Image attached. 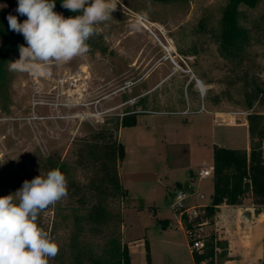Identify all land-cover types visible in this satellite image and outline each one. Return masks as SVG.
Wrapping results in <instances>:
<instances>
[{
    "label": "rangeland",
    "instance_id": "374dc122",
    "mask_svg": "<svg viewBox=\"0 0 264 264\" xmlns=\"http://www.w3.org/2000/svg\"><path fill=\"white\" fill-rule=\"evenodd\" d=\"M226 3L117 0L112 19L99 25L101 32L87 41L90 51L53 66L51 77L10 71L9 63L19 58V51L9 54L0 80V196L13 194L25 180L65 165L68 195L42 211L37 221L59 246L49 264L72 263L73 214L84 210L78 209L77 197L71 196L69 188L72 181L87 184L92 178L93 166L79 157V150L102 129L120 138L126 148L119 172L129 195L110 205L123 216L121 238L129 245L132 263L148 264V242L154 264H194L191 239L179 224L175 189L186 181L194 186L183 204L196 205L198 213L211 203L214 177L201 179L199 169L212 162L213 144L223 139L229 147L248 153L253 144L249 123L241 125L242 119L227 123L223 113L243 108L252 82L264 84V1L256 8H241V23L251 30L252 41L240 66L220 54L214 37ZM9 9L8 0H0V16ZM141 19L164 25L178 52L195 56L189 64L208 88L207 112L188 117L152 113L188 107L196 112L201 99L194 88L186 96V78L172 74L169 62L160 63L163 51ZM18 37L27 46L24 37ZM5 46L0 37V54ZM135 111L143 113L137 124L118 129L123 116ZM255 113L264 116V106L259 105ZM34 114L47 118L32 119ZM261 144L264 150V140ZM251 197L248 191L240 203L251 204ZM219 218L197 226L196 238L220 236ZM108 239L109 232L93 236L86 231L80 237L95 250ZM222 259L218 256L219 263Z\"/></svg>",
    "mask_w": 264,
    "mask_h": 264
},
{
    "label": "trees",
    "instance_id": "16d2710c",
    "mask_svg": "<svg viewBox=\"0 0 264 264\" xmlns=\"http://www.w3.org/2000/svg\"><path fill=\"white\" fill-rule=\"evenodd\" d=\"M263 1L227 0L219 30L214 32V37L220 54L232 63L241 65L252 41L251 30L241 23V8L242 6L256 8ZM8 2L11 4V9L0 16V37L6 41V46L0 54V80L9 54L18 51L19 45L24 44L18 37V33L10 30L7 16L15 15L19 22H22L26 16L16 12L18 0H8ZM55 2L54 11L65 18L75 16V12L61 6L62 0H55ZM247 87L250 92H245L243 108L251 107L255 103L258 106H264V84L252 82ZM189 90L193 88L190 87ZM206 98L207 94L205 100ZM138 115L137 111L126 113L118 129L136 125ZM248 123L253 141L250 152L215 145L213 149L214 192L211 203L205 205L204 210L192 219L185 213L181 216L185 231L191 239V246L198 239L196 227L213 219L219 212V205L225 200L228 204H239L240 199L251 191L253 202L264 209V150L261 144L264 140V116L254 113L248 117ZM92 138L91 142H85L87 144L80 148L79 157L92 164L94 174L87 184L72 181L69 188L71 196L77 197L78 209L84 210L83 213L79 210L73 214L75 231L70 237L69 244L71 264H133L129 245L121 238L120 227L123 216L110 205L112 200L117 198L124 200L129 195L123 186L119 172L120 164L126 157V148L120 138H114L113 134L105 129L93 134ZM256 138L258 141L254 142ZM57 169L64 173L66 167L60 164ZM190 175H193V172ZM180 187L184 188L181 185ZM86 231L93 236H103L109 232V239L104 246L100 247V250H95L91 244L80 240L81 235ZM203 241V249H192L196 264H219L218 256L222 257V260L227 258L228 242L221 239L218 234L213 233ZM146 259L148 264H152L148 242H146ZM261 264H264V260Z\"/></svg>",
    "mask_w": 264,
    "mask_h": 264
},
{
    "label": "clouds",
    "instance_id": "9594fccd",
    "mask_svg": "<svg viewBox=\"0 0 264 264\" xmlns=\"http://www.w3.org/2000/svg\"><path fill=\"white\" fill-rule=\"evenodd\" d=\"M117 0H62L61 6L78 15L65 18L54 11L55 0H18L7 16L10 30L21 34L19 58L9 63L13 72L51 77L52 67L64 65L90 51L87 41L112 19ZM14 194V195H13ZM0 196V264H49L59 252L56 241L37 223L39 214L68 195L59 169L25 180L15 193Z\"/></svg>",
    "mask_w": 264,
    "mask_h": 264
},
{
    "label": "crops",
    "instance_id": "0c3cea01",
    "mask_svg": "<svg viewBox=\"0 0 264 264\" xmlns=\"http://www.w3.org/2000/svg\"><path fill=\"white\" fill-rule=\"evenodd\" d=\"M163 63V61H160ZM143 114V113H140ZM139 114V115H140ZM220 114V113H218ZM138 118V116H137ZM218 121V120H217ZM218 126L221 123H217ZM247 126V125H246ZM242 127V126H240ZM215 142L213 146L220 145L228 148L239 149L241 147H229L227 144ZM212 162L209 165L200 167V170L212 167L214 164L213 154ZM189 187L194 190V186L189 181ZM214 192V183L211 178ZM184 186V185H183ZM176 193V189H175ZM202 195V194H201ZM200 195V196H201ZM199 196V197H200ZM251 204L247 202H241L239 204H228L227 202L219 205V233L220 238L228 242V255L227 258L219 264H256L259 263L260 259L264 260V209L262 206L256 205L251 197ZM245 201V200H244ZM179 224L185 231L184 225L179 218ZM202 229V228H201ZM186 232V231H185ZM190 254L193 258L192 246L189 244ZM152 257V264H154V258ZM261 260V261H262ZM194 264L195 261H194Z\"/></svg>",
    "mask_w": 264,
    "mask_h": 264
},
{
    "label": "built area",
    "instance_id": "2783aa9c",
    "mask_svg": "<svg viewBox=\"0 0 264 264\" xmlns=\"http://www.w3.org/2000/svg\"><path fill=\"white\" fill-rule=\"evenodd\" d=\"M142 26L155 38L156 42L160 46L161 50L163 51L162 58L160 61L169 62L172 65V74H181L185 77L184 89L187 96L188 90L190 87L194 88L197 92L199 98L201 99L200 108L196 112H191L190 108H186L180 112H152L155 114H178L188 117L192 113H203L207 112V108L205 105V97L207 94V86L204 83L203 79L200 78L197 73L195 72L194 67L189 64V61H194V55H184L180 54L177 50L175 45V41L172 37L168 36V31L164 25H160L158 23H153L150 21L144 20L141 22ZM51 105H54L51 104ZM63 105L67 106L69 103H63ZM258 104L255 103L251 107L247 108H240L234 111H230L227 113H223L227 116L226 122L235 124L237 119H242L241 125H248V117L255 113ZM32 119H45L46 116H38L34 114ZM30 118V119H31ZM214 172L213 168L202 169L199 172V177L208 178L213 177ZM245 181H247L245 179ZM177 200L175 202V208L180 211V216L183 213L187 214V216L192 219L193 217L198 215L196 205L191 207H185L183 202L187 198V191L183 188L176 190ZM204 198L203 195L200 196ZM206 224V222L201 223L199 226ZM189 234H193L189 232ZM204 248V241L202 239H196L192 245V249H203Z\"/></svg>",
    "mask_w": 264,
    "mask_h": 264
},
{
    "label": "water",
    "instance_id": "95a60500",
    "mask_svg": "<svg viewBox=\"0 0 264 264\" xmlns=\"http://www.w3.org/2000/svg\"><path fill=\"white\" fill-rule=\"evenodd\" d=\"M183 187H184V189L186 191H192V188L189 187V183L188 182H185Z\"/></svg>",
    "mask_w": 264,
    "mask_h": 264
},
{
    "label": "bare ground",
    "instance_id": "6f19581e",
    "mask_svg": "<svg viewBox=\"0 0 264 264\" xmlns=\"http://www.w3.org/2000/svg\"><path fill=\"white\" fill-rule=\"evenodd\" d=\"M141 22H144V21L141 19L140 23H141Z\"/></svg>",
    "mask_w": 264,
    "mask_h": 264
}]
</instances>
